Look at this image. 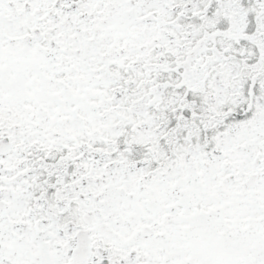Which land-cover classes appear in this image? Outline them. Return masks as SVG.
Masks as SVG:
<instances>
[{"label": "snow or ice", "instance_id": "6c2138e0", "mask_svg": "<svg viewBox=\"0 0 264 264\" xmlns=\"http://www.w3.org/2000/svg\"><path fill=\"white\" fill-rule=\"evenodd\" d=\"M0 264H264V0H0Z\"/></svg>", "mask_w": 264, "mask_h": 264}]
</instances>
